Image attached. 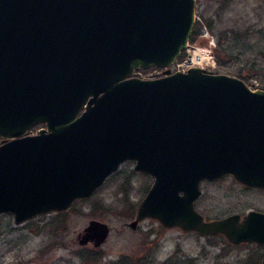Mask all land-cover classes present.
Returning <instances> with one entry per match:
<instances>
[{"label": "water", "instance_id": "95a60500", "mask_svg": "<svg viewBox=\"0 0 264 264\" xmlns=\"http://www.w3.org/2000/svg\"><path fill=\"white\" fill-rule=\"evenodd\" d=\"M195 20L196 0H0V213L65 210L133 159L153 181L130 226L264 243V210L207 219L195 205L205 179L264 188V87L169 66ZM152 65L164 73L133 74ZM110 230L91 218L79 242Z\"/></svg>", "mask_w": 264, "mask_h": 264}, {"label": "rangeland", "instance_id": "374dc122", "mask_svg": "<svg viewBox=\"0 0 264 264\" xmlns=\"http://www.w3.org/2000/svg\"><path fill=\"white\" fill-rule=\"evenodd\" d=\"M194 28L198 32L190 49L182 51L184 56L198 44L208 45L217 60L214 71L241 77L253 88L264 87V0H196ZM169 66L176 69L175 63ZM164 70L152 65L135 72L148 77ZM42 126L37 123L30 131ZM134 164L126 159L92 194L65 210L19 223L13 213H0V264H262L264 243L234 244L222 234L166 227L153 217L130 226L153 181ZM201 188L195 205L207 219L244 214L251 208L264 210V191L245 188L231 175L205 179ZM91 218L104 220L111 228L99 246L79 242L78 234Z\"/></svg>", "mask_w": 264, "mask_h": 264}, {"label": "built area", "instance_id": "2783aa9c", "mask_svg": "<svg viewBox=\"0 0 264 264\" xmlns=\"http://www.w3.org/2000/svg\"><path fill=\"white\" fill-rule=\"evenodd\" d=\"M191 43L192 42L189 41L188 44H187V46H186V48L188 50L190 49V47H188V46H191L192 45ZM198 46H202V47H205V48H208L209 49L210 57H206L205 60H204V63H193V62L190 61L191 60V57L193 55L194 50ZM194 50L192 51L191 55H187V56L186 55L185 56L182 55L178 59H176V61L174 62L175 63V68H177V69H184L185 70V69H187L191 65H201V66L207 67L209 69H215L214 67L217 65V60H216L214 54L212 53V49H211L210 46L198 44L194 48Z\"/></svg>", "mask_w": 264, "mask_h": 264}, {"label": "bare ground", "instance_id": "6f19581e", "mask_svg": "<svg viewBox=\"0 0 264 264\" xmlns=\"http://www.w3.org/2000/svg\"><path fill=\"white\" fill-rule=\"evenodd\" d=\"M205 57H210V52L208 48L198 46L191 57V62L193 63H204Z\"/></svg>", "mask_w": 264, "mask_h": 264}, {"label": "trees", "instance_id": "16d2710c", "mask_svg": "<svg viewBox=\"0 0 264 264\" xmlns=\"http://www.w3.org/2000/svg\"><path fill=\"white\" fill-rule=\"evenodd\" d=\"M197 32H198V29H197V28H194V29H193V32H192V35H191V37H190V39L193 40ZM222 42H223V38L220 39V45H219V46H221ZM218 54H219V53H218ZM218 61L221 62V59L219 58ZM128 210H129V212L132 213V211L134 210V209H133V206L129 207ZM262 255H263V253H262Z\"/></svg>", "mask_w": 264, "mask_h": 264}, {"label": "flooded vegetation", "instance_id": "af4514ba", "mask_svg": "<svg viewBox=\"0 0 264 264\" xmlns=\"http://www.w3.org/2000/svg\"><path fill=\"white\" fill-rule=\"evenodd\" d=\"M156 66H158V65H156ZM149 67H150V66H149ZM133 74L138 75L137 72H135V71H134ZM40 123H42V125H45L44 122H40ZM3 140H4V137L2 138V141H3ZM238 182H239V181H238ZM239 183L242 184L245 188H255V189H258V190H260V191H264V188H262V187L248 186V185H246V184H244V183H241V182H239Z\"/></svg>", "mask_w": 264, "mask_h": 264}]
</instances>
